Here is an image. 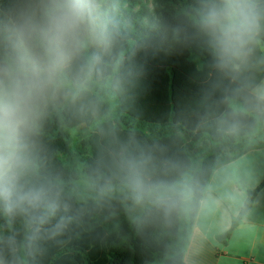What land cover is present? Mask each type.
Masks as SVG:
<instances>
[{
	"label": "clouds",
	"instance_id": "9594fccd",
	"mask_svg": "<svg viewBox=\"0 0 264 264\" xmlns=\"http://www.w3.org/2000/svg\"><path fill=\"white\" fill-rule=\"evenodd\" d=\"M163 28L209 53L222 131L264 118V79L248 71L264 43V0H193ZM125 39L115 0H0V264H41L52 245L116 204L145 222L208 206L186 161L122 135L104 115L94 89L119 94L139 75L135 52L121 54ZM64 110L91 123L95 144L70 176L43 141L47 118Z\"/></svg>",
	"mask_w": 264,
	"mask_h": 264
},
{
	"label": "trees",
	"instance_id": "16d2710c",
	"mask_svg": "<svg viewBox=\"0 0 264 264\" xmlns=\"http://www.w3.org/2000/svg\"><path fill=\"white\" fill-rule=\"evenodd\" d=\"M193 0H115L126 39L122 55L132 56L139 75L126 91L112 94L96 88L104 115L122 135L167 147L186 161L208 187L213 172L264 147V118L249 116L239 133L217 124L225 111L216 90L217 73L207 50L178 44L163 28ZM248 71L264 79V43L258 45ZM43 141L55 166L71 175L95 151L92 125L70 111H53L43 129ZM264 187L250 191L239 219L218 237L226 242ZM187 212L145 222L122 205L105 210L62 242L52 245L41 264H183L199 212ZM0 218V228H6ZM144 235V237H143Z\"/></svg>",
	"mask_w": 264,
	"mask_h": 264
},
{
	"label": "crops",
	"instance_id": "0c3cea01",
	"mask_svg": "<svg viewBox=\"0 0 264 264\" xmlns=\"http://www.w3.org/2000/svg\"><path fill=\"white\" fill-rule=\"evenodd\" d=\"M264 183V147L216 169L208 183V206L199 209L183 264H264V187L226 242L218 237L239 219L248 194ZM243 193V203L232 199Z\"/></svg>",
	"mask_w": 264,
	"mask_h": 264
},
{
	"label": "rangeland",
	"instance_id": "374dc122",
	"mask_svg": "<svg viewBox=\"0 0 264 264\" xmlns=\"http://www.w3.org/2000/svg\"><path fill=\"white\" fill-rule=\"evenodd\" d=\"M143 237H144V235H143Z\"/></svg>",
	"mask_w": 264,
	"mask_h": 264
}]
</instances>
